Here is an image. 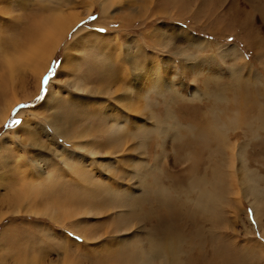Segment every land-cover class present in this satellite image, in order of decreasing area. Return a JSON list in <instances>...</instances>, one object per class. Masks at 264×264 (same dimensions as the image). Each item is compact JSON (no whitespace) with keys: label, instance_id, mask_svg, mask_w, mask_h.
<instances>
[{"label":"rangeland","instance_id":"obj_1","mask_svg":"<svg viewBox=\"0 0 264 264\" xmlns=\"http://www.w3.org/2000/svg\"><path fill=\"white\" fill-rule=\"evenodd\" d=\"M92 1L37 89L38 70L21 67L36 25L60 6L85 16ZM100 2L0 0V77L13 84L1 107L30 100L0 126V264H125L152 238L192 250L182 264H264V0H114L105 15ZM239 153L247 178L231 170ZM47 177L70 196L39 215L24 194ZM77 197L91 213L74 214Z\"/></svg>","mask_w":264,"mask_h":264},{"label":"bare ground","instance_id":"obj_2","mask_svg":"<svg viewBox=\"0 0 264 264\" xmlns=\"http://www.w3.org/2000/svg\"><path fill=\"white\" fill-rule=\"evenodd\" d=\"M101 1V0H100ZM114 0H102V2H100V5H101V9H102V14L103 15H105V14H107V11H108V8L110 7H112V5L115 3V2H113ZM95 2V1H94ZM94 2L92 1V2H85L84 3V5H85V12H86V14H85V16H84V13H74V11H72L73 9H75V8H71V5H68L67 7L66 6H60V9L58 10V8L57 9H54L53 11H51L50 12V14L46 17L47 19H46V21H45V19L42 21V24L41 23H38L37 25H36V30H37V34L35 35L34 34V36H33V38L31 37V39H30V41H29V45H28V48L24 51V53H23V55H21V58H22V60H21V58L19 59V60H21V67L22 68H24V69H26V70H30L31 72H32V70H38V72H36L37 73V77H38V75H39V80H38V82H37V89H38V85H39V88H40V80H41V77H42V75L44 74V72L48 69V67H49V64L51 63V60L53 59V57H54V55L56 54V52H57V50H58V48L60 47V45L66 40V38H67V36H68V33L70 32V31H72L71 29L72 28H75L81 21H83L85 18H87L89 15H91V13H92V9L94 8V6H93V4H94ZM67 3V2H66ZM58 4V3H57ZM60 5V4H59ZM65 7H66V9H65ZM109 8V9H110ZM114 8V7H113ZM63 9V10H62ZM44 22V23H43ZM80 34H81V32H78L76 35H75V38H74V40L76 41L78 38H79V36H80ZM63 45V44H62ZM73 48V47H72ZM71 51V50H70ZM66 54V53H65ZM9 65H11V64H9ZM12 65H14L15 67H17V65L16 64H12ZM65 68V67H64ZM12 69V68H11ZM32 69V70H31ZM36 73H34V74H36ZM146 73V72H145ZM8 78V77H7ZM6 79V78H5ZM5 79H4V76H2V77H0V126L2 125V123L4 122V121H6V119L8 118V115H9V112H10V110H11V108L15 105V104H17V103H20V101L22 102V100H25L26 102L27 101H30L29 99H25V97H27V95H25V97H24V99H17V97H16V95H14V99H15V102H14V104H12V105H10V106H8V104H7V106L6 107H1V104L3 103V101L5 100L4 98L7 96V94L10 92V87L13 85L12 83H11V81L9 82V81H5ZM8 80V79H7ZM12 85H11V84ZM36 84V83H35ZM11 85V86H10ZM77 89L78 90H80L81 89V87H77ZM15 91H16V89H15ZM15 91H13L14 93H15ZM17 92V91H16ZM53 92V91H52ZM12 93V92H11ZM20 94V93H19ZM53 96V95H52ZM29 97V96H28ZM30 98V97H29ZM32 99V98H31ZM52 99H54V98H52ZM123 99H121V101H122ZM124 100H126V99H124ZM128 101V100H127ZM55 102V101H54ZM126 102V101H125ZM131 103V101H128L127 102V107L129 106V104ZM5 104V103H4ZM122 104V103H121ZM139 104V103H138ZM138 104L137 103H133V101H132V103L130 104V106L134 109V110H140V106H138ZM142 106V105H141ZM149 109V108H148ZM94 111V110H93ZM137 112V111H136ZM60 127V126H59ZM216 128V127H215ZM248 130V129H247ZM255 132L256 131V129H254V128H251V127H249V132L251 133V132ZM258 132V131H257ZM72 134V133H71ZM252 134V133H251ZM257 134V133H256ZM255 134V135H256ZM92 139V138H91ZM95 140V139H94ZM82 148H85V147H82ZM87 150V149H86ZM105 150V149H104ZM88 151H91L90 152V154L91 155H94V153H95V151H97V150H92L91 148H88ZM98 154V153H97ZM96 155V154H95ZM99 156V155H98ZM236 156H238V155H236ZM79 156H77V158H78ZM238 160H240V162L239 163H233V165H232V173H233V176H237L236 174L238 173V171H239V173H240V171H241V173L243 174V173H245V171H246V175H244L245 177L247 176V175H250V174H248V169H247V164H246V159H245V155L244 154H241V153H239V156H238ZM213 163V165H212V171L213 172H217V170H219V167H221L222 165L220 164V162L219 161H213L212 162ZM237 164H239V168H241L242 166H243V168L241 169V170H239V168L237 169V167H236V165ZM105 166V165H104ZM135 169V168H134ZM144 169V168H143ZM110 170V169H109ZM137 170V169H136ZM138 172V170L136 171V173ZM195 172V171H194ZM152 173V172H151ZM241 174V175H242ZM253 174V173H252ZM25 175V174H24ZM213 175V177L216 175V174H212ZM140 176H141V174H140ZM251 176V175H250ZM254 176V175H253ZM212 177V178H213ZM34 178V177H33ZM39 178V177H38ZM155 178V177H154ZM236 178V177H235ZM239 178V177H238ZM247 178V177H246ZM254 178V177H253ZM41 179V178H40ZM43 179V178H42ZM249 180L251 179V178H248ZM255 179V178H254ZM259 179V178H258ZM261 179V178H260ZM52 180V179H51ZM50 180V178L49 177H47V178H45V179H43V181H40V182H42V184H44L45 186L44 187H40L41 186V183H40V188L39 189H41L40 190V192L41 193H39L38 191L37 192H32V190H34L33 188H35L36 187V185H35V183H33V185L31 186V190H29V192H27V193H25L24 194V196H26V197H24L25 199H27L28 198V196L31 198V200H32V203H33V210H36L37 211V213L39 214V215H47V213L48 212H42V210H41V207L43 206V207H45L46 209H47V211H49L48 210V208H53V206L55 207V206H58V207H62V205H61V203H66V202H61L62 201V198H64V200H65V198H67L68 196H70V194L68 193V192H66L65 190H63V192H61V191H55V190H59L58 189V184H57V182L56 181H51ZM145 180V179H144ZM143 180V181H144ZM214 180V179H213ZM245 180V179H244ZM243 180V181H244ZM37 181V180H36ZM39 181V180H38ZM138 181V180H137ZM160 181V180H159ZM158 181V182H159ZM251 181H253V180H251ZM33 182V181H32ZM140 182H141V180H140ZM146 182V181H145ZM144 182V183H145ZM214 182V184L212 185V184H210L211 186H215V187H220V190L221 191H223L222 190V186H221V184H220V182L221 181H219L217 178H216V181L214 180L213 181ZM246 182H249L248 180L246 181ZM222 183V182H221ZM253 183H254V185L253 186H251V191H249L248 189V191H247V193H246V197H250V196H252L253 197V199H254V201L255 200H257V198H259L260 199V194H261V191H260V189H257V184H255V181H253ZM27 184V183H26ZM146 184V183H145ZM155 184H157V183H155ZM142 185V184H141ZM249 185V184H248ZM258 185H259V183H258ZM26 186V185H25ZM140 186V185H139ZM144 186V185H143ZM239 186H240V184H239ZM159 187V186H158ZM246 187H247V185H246ZM37 188V187H36ZM61 189H63V187H60ZM145 188V187H144ZM153 188V187H152ZM156 188V187H155ZM160 188V187H159ZM249 188V187H248ZM147 189V188H146ZM157 189V188H156ZM67 190V189H66ZM72 190V189H71ZM145 190V189H144ZM161 190V189H160ZM24 191V190H23ZM201 191L202 190H199L198 191V193H199V196H201ZM204 192H205V190H203ZM57 192H61L62 193V195L63 196H61L60 194H57ZM103 192V191H102ZM153 192V191H152ZM209 192V191H208ZM250 192V193H249ZM260 192V193H259ZM57 194V196H55V194ZM135 193V192H134ZM153 193H155V192H153ZM159 193V192H158ZM210 193V192H209ZM146 194V193H145ZM166 194V193H165ZM220 194V193H219ZM218 194V195H219ZM253 194H255L256 196H254ZM89 196L91 195V194H88ZM142 195H144V194H142ZM149 195V194H148ZM156 195V194H155ZM207 195V194H206ZM16 196H18V194L16 195ZM87 196V195H86ZM111 196V195H110ZM121 197H126V195L125 194H122L121 193V195H120ZM209 196V195H208ZM263 196V195H262ZM95 197H97V196H95ZM117 197H118V195H117ZM159 197H161L160 196V194L157 196V198L159 199ZM167 197V196H166ZM210 197H211V201H215V199L216 200H218L219 199V196H217V195H215V196H213L211 193H210ZM222 197V196H221ZM257 197V198H256ZM23 198V197H22ZM23 198V199H24ZM45 198L46 199H48L49 201H46L45 200ZM78 198V197H77ZM141 198V197H140ZM172 198V197H171ZM200 198V197H199ZM22 199V200H23ZM79 199V201H77V203L76 204H78V205H81V204H85L83 207H81V208H79V209H77V210H75V215H79L80 217L81 216H83L84 214H89L88 213V211L89 210H86V213H83L82 212V209L84 208V207H88V205L90 206V203H89V201H88V205H87V199H83V202H81L80 201V198H78ZM209 199V198H208ZM89 200V199H88ZM263 200V199H262ZM14 201V200H13ZM26 201V200H25ZM157 201V200H156ZM160 201V200H159ZM170 201H172V200H170ZM17 202V201H16ZM24 202V201H23ZM130 202V201H129ZM19 203V202H18ZM55 203V204H54ZM120 203V202H119ZM145 203V202H144ZM262 203V202H261ZM16 204V203H15ZM146 204V203H145ZM189 204V203H188ZM187 204V205H188ZM194 204V203H193ZM210 204H212V203H210ZM253 204V206L255 205V203H252ZM14 205V204H13ZM130 204L129 203H127V201L125 202H121L120 203V207L121 208H129L130 206H129ZM136 205V204H135ZM170 205V204H169ZM175 205V204H174ZM179 205V204H178ZM186 205V206H187ZM190 205V204H189ZM23 206H25V205H23ZM150 206H151V204H150ZM168 206V205H167ZM179 206H181V205H179ZM198 206H199V209L201 208L202 209V206H203V203H201V201L199 202V204H198ZM12 207V206H11ZM20 207V206H19ZM144 207V206H143ZM182 207V206H181ZM193 207V206H192ZM207 207V206H206ZM211 207V206H210ZM255 207V206H254ZM46 209H45V211H46ZM62 209H65V208H62ZM72 209V208H71ZM171 209V208H170ZM169 209V210H170ZM178 209H179V207H178ZM184 209H185V207H184ZM197 209V208H196ZM198 209V210H199ZM254 209V208H253ZM17 210V209H16ZM30 210V209H29ZM41 210V211H40ZM140 210V209H139ZM160 210H162V209H160ZM164 210V209H163ZM189 210V209H188ZM216 210H218V209H216ZM32 211V210H31ZM44 211V210H43ZM70 210H67V211H64V213H63V215L62 216H60V217H58L56 220H58L57 222H61L60 224L59 223H57V224H59V225H62V226H65V224H66V221L68 220V219H72L73 217H74V215H72V214H70V212H69ZM124 211V210H123ZM158 211H159V209H158ZM165 211H167V210H165ZM186 211V210H185ZM219 211V210H218ZM16 212V211H15ZM34 211H32V213H33ZM50 212V211H49ZM72 212H73V210H72ZM90 212V211H89ZM153 212V211H152ZM195 212V211H194ZM30 213V212H29ZM31 213V214H32ZM91 213V212H90ZM156 213V212H155ZM165 213V212H164ZM131 214V213H130ZM150 214H151V212H150ZM158 214H159V212H158ZM170 214H174V213H172V212H169L168 213V215L170 216ZM216 214H217V212H216ZM51 215V214H50ZM124 215H127V214H124ZM180 215V214H179ZM181 215H182V212H181ZM180 215V216H181ZM219 215V214H218ZM237 215H239V214H237ZM49 216V215H48ZM53 217L55 216L54 214L52 215ZM51 216V217H52ZM127 216H129V215H127ZM126 216V217H127ZM185 216V215H184ZM197 216H198V214H197ZM199 216H201V215H199ZM207 216V215H206ZM51 218V219H54V218ZM122 217V216H121ZM134 217H136V215L134 216ZM182 217V216H181ZM221 217V216H220ZM260 217V216H259ZM259 217H257V219H258V221H259V223H260V219H259ZM56 218V217H55ZM133 218V217H132ZM190 218V217H189ZM188 218V219H189ZM215 218V217H214ZM148 220H149V218H148ZM210 220V219H209ZM54 221V220H53ZM80 221V220H79ZM216 221V220H215ZM195 222V221H194ZM210 222V221H209ZM214 222V221H213ZM124 223V222H123ZM127 223V222H126ZM217 223V222H216ZM219 223H221V221H219ZM81 223H79V225H80ZM117 224V223H116ZM141 224V223H140ZM193 224V223H192ZM206 224V223H205ZM82 226V225H81ZM72 228V227H71ZM112 230V229H111ZM80 231V232H79ZM78 232H79V234L82 236L83 235V237L85 238V240L87 241V239H86V237H85V235L88 237V235H87V233H83L81 230H79ZM113 231V230H112ZM167 232H168V234H171L172 235V237L175 239V243H173V244H171V243H169L168 242V244L169 245H175V246H172V248L173 249H176V246H180V244H179V242H180V239H182L181 238V236L180 235H178L177 233H173L172 232V229L170 228V227H168L167 228ZM166 232V233H167ZM110 233V232H109ZM7 235V234H6ZM167 235V234H166ZM90 236V235H89ZM20 237V236H19ZM93 237H95V236H93ZM97 238V237H96ZM89 239V238H88ZM165 240H168V238H167V236L164 238ZM174 241V240H173ZM225 241V240H224ZM6 242V241H5ZM16 242V241H15ZM123 242H125V241H123ZM7 243H11V242H7ZM13 243V242H12ZM134 243V242H133ZM121 244H122V241H121ZM166 244V243H165ZM8 245V244H7ZM11 244H9V246H10ZM15 245V244H14ZM123 245V244H122ZM135 245V244H134ZM183 245V244H182ZM124 246V245H123ZM136 246H137V244H136ZM7 248H8V246H6ZM134 247V246H133ZM124 248H125V246H124ZM9 249V248H8ZM12 249V248H11ZM123 249V248H122ZM190 249H193L192 247H190ZM119 250V249H118ZM131 250H133V249H131ZM188 251H189V249H187ZM187 250L185 251L184 249H183V251L178 247L175 251H172L171 252V246L170 247H168V249H164L163 247H161V242H159V241H157L156 239H154V238H152V239H150V241L148 242V247L147 248H145V250L143 249V247L142 248H137L136 247V249H135V251H129V252H131L132 253V255H130L129 253H124V255H126V254H129L128 256H125V258H126V260L124 259V261H126V262H122V263H125V264H129V263H133V264H146V261L148 262V263H151V261L152 262H154V263H156V264H182L183 262H182V257L185 255L184 254V252H186L187 253ZM116 252V251H115ZM119 252H120V250H119ZM193 251L191 250V251H189V253H192ZM224 253V251L222 250V248H218L217 249V252L216 253ZM119 254V253H118ZM117 256V255H116ZM229 256H230V254H229ZM194 257V256H193ZM228 258V257H227ZM229 258H234V256H232V257H229ZM12 259V258H11ZM184 259V258H183ZM224 259L222 258V260L220 261H217V264H222L223 262L225 263L227 260H225V261H223ZM188 261H190V259H188ZM187 260H186V262H188ZM215 261V260H214ZM6 262V261H5ZM4 262V263H5ZM25 262V261H24ZM27 262V261H26ZM191 263H193L194 264V259H192L191 261H190ZM14 263V262H13ZM147 263V264H148ZM238 263L239 264H242V263H244L243 261L241 262L240 260H238ZM17 264H39L38 262L37 263H34V262H30V263H22V262H18Z\"/></svg>","mask_w":264,"mask_h":264},{"label":"snow or ice","instance_id":"obj_3","mask_svg":"<svg viewBox=\"0 0 264 264\" xmlns=\"http://www.w3.org/2000/svg\"><path fill=\"white\" fill-rule=\"evenodd\" d=\"M51 75H52V72L50 71L49 76H51ZM48 78H49L48 76L45 77V79L43 81L44 84H46L48 82ZM40 98L41 97H37V99H40ZM13 123H19V121H13ZM9 126H11V125H9Z\"/></svg>","mask_w":264,"mask_h":264}]
</instances>
